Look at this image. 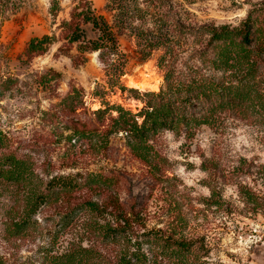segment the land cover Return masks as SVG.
Returning a JSON list of instances; mask_svg holds the SVG:
<instances>
[{
    "label": "rangeland",
    "instance_id": "rangeland-1",
    "mask_svg": "<svg viewBox=\"0 0 264 264\" xmlns=\"http://www.w3.org/2000/svg\"><path fill=\"white\" fill-rule=\"evenodd\" d=\"M51 1L24 0L0 28V170L9 169L12 157L32 179L29 186L0 174V264H39L44 250L60 255L67 248L84 212L77 208L64 220L74 204L61 199L33 212L25 236L7 231L25 209L28 190L46 193L58 177L82 185L77 202L78 196L98 203L106 196L99 193L117 196L141 209V233L160 231L188 245L182 253L161 255L143 244L155 264H264V129L253 119L224 117L221 126L196 128L191 136L161 131L141 140L127 126L131 118L116 110L136 116L139 127L149 97L129 92L127 80L158 81V91L148 93L163 84L164 51L143 47L173 42V68L186 72L199 66L194 53L208 40L199 29L235 28L264 0H167L160 29L124 18L127 30L117 36L119 57L112 66L101 64L97 53L74 66L58 51L64 43L60 23L78 0H60L56 16L49 13ZM88 1L113 25L107 0ZM174 25L185 30L176 33ZM43 36L55 38L45 54L24 57L28 43ZM70 120L86 125L83 135L74 134ZM90 179L92 185L84 186Z\"/></svg>",
    "mask_w": 264,
    "mask_h": 264
},
{
    "label": "trees",
    "instance_id": "trees-1",
    "mask_svg": "<svg viewBox=\"0 0 264 264\" xmlns=\"http://www.w3.org/2000/svg\"><path fill=\"white\" fill-rule=\"evenodd\" d=\"M59 1H51L49 13L52 16H56L59 10ZM166 1L107 0L105 10L113 14V25L95 13L90 1H74L68 20H63L59 26L64 43L58 51L70 58L74 66L84 65L87 55L94 53H97L101 64L112 66L114 58L119 57L117 36L127 30L124 18L142 22L148 20L160 29L166 17L164 10L170 9ZM23 3L24 0H0V28L21 9ZM174 28L176 33L185 30L184 26L174 25ZM198 32L206 34L208 40L203 49L194 53L199 66L188 68L186 72L173 68L172 60L176 57L175 44L171 45L173 42L156 43L154 47L146 45L141 50L162 48L164 56L160 61L166 64L162 66L160 63L158 68L162 66L167 70L158 93H142L149 99L138 113L142 118L139 127L133 120L136 116L116 107L119 117L126 115L131 118L132 122L127 126L129 130H135L138 139L161 131L191 136L196 128L221 126L224 117L253 119L259 128L264 129V6L250 11L235 28L205 27ZM135 37L141 39L138 35ZM54 40V37L48 36L31 40L23 56L32 59L45 54ZM72 50L75 51L73 56L69 55ZM128 91L139 92L135 89ZM69 123L73 125L71 128L75 135L84 134L85 124L74 120ZM89 132L92 133V130ZM7 160L9 169L0 170L1 176L32 186L26 165L12 157ZM88 184L92 185L91 179L84 182V186ZM81 187L73 179L64 177L49 181L46 193H36L31 187L25 195V209L18 219L9 221L8 233L21 238L31 225L33 212L40 206L55 203L58 199L74 204L64 220L75 214L77 208L81 214L84 212L77 218L75 235L68 239L67 248L60 255L53 254L52 248L44 250L39 264H155L147 252L167 255L188 250V245L164 237L160 231L141 233V209L135 204H124L117 196L99 193L106 195L101 203L78 196L81 201L77 202L74 194ZM86 213L90 217H85ZM83 241L88 242L85 247L82 246ZM143 244L148 245L149 251H143Z\"/></svg>",
    "mask_w": 264,
    "mask_h": 264
},
{
    "label": "bare ground",
    "instance_id": "bare-ground-1",
    "mask_svg": "<svg viewBox=\"0 0 264 264\" xmlns=\"http://www.w3.org/2000/svg\"><path fill=\"white\" fill-rule=\"evenodd\" d=\"M127 87L130 89L138 90L139 92H157L159 83L158 81L148 82L147 80L144 81H135L131 78L127 80Z\"/></svg>",
    "mask_w": 264,
    "mask_h": 264
}]
</instances>
